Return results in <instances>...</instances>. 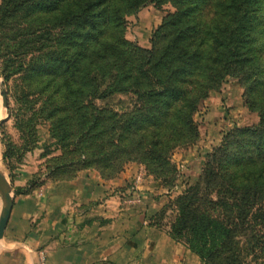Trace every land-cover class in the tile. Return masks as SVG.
Returning <instances> with one entry per match:
<instances>
[{
  "label": "trees",
  "instance_id": "obj_1",
  "mask_svg": "<svg viewBox=\"0 0 264 264\" xmlns=\"http://www.w3.org/2000/svg\"><path fill=\"white\" fill-rule=\"evenodd\" d=\"M164 1L0 0V37L5 40L6 52L15 54L10 42L23 40V45L28 43L27 52L39 53L26 72L34 76L35 70L50 68L57 73L63 67L70 72L69 91L75 98L105 99L116 93L131 92L142 102L152 103L140 117L122 119L124 126L120 119L112 120L108 128L112 131L110 140L114 148L128 155L129 161L139 158L155 180L159 169L170 164L171 150L196 132L193 114L198 104L227 75L244 76L249 94L258 99L263 96L264 100V18L258 8H251L258 0L253 3L252 0H169L176 4L177 10L155 32L152 49L142 55L140 49H133L124 39V14L129 8H138L147 2ZM58 27L66 35L67 43L62 42L56 31ZM65 27L69 29L65 31ZM159 39H162L160 43ZM79 40L84 50L102 53L97 59L99 63L89 72L82 66L89 56L96 61L95 56L87 55L84 50L69 55ZM89 83L93 85L86 93ZM96 108L87 119L88 131L101 130L92 137L83 134L81 143L98 139L105 131L101 124L109 116ZM116 130L121 131L117 137ZM247 133L255 138L245 140L250 154L245 162V174L253 183L244 193L231 191L226 183L231 175L234 180L238 171L230 174L224 168L225 184L219 190L220 201L206 200L209 208L201 209L198 192L193 191L190 197L180 199L178 216L167 231L172 238L183 242L190 230V245H187L193 252L217 258L229 253L228 264L242 263L243 247L235 239L240 231L252 232L246 239L247 252L256 255V260L264 258V231L260 227L264 224V120ZM86 150L80 146L75 161L49 171L72 166L102 169L107 159H113L102 149L95 153L96 160L90 161L85 159ZM218 162L215 160V164ZM220 170L217 164L207 169L208 183ZM258 262L264 264V259Z\"/></svg>",
  "mask_w": 264,
  "mask_h": 264
},
{
  "label": "rangeland",
  "instance_id": "obj_2",
  "mask_svg": "<svg viewBox=\"0 0 264 264\" xmlns=\"http://www.w3.org/2000/svg\"><path fill=\"white\" fill-rule=\"evenodd\" d=\"M253 7L258 8V13L261 11L264 18V0L254 2L251 8L254 9ZM176 10V4L169 0L159 4L147 2L138 8H129L124 14V39L132 44L133 49L138 48L141 50L140 54L145 55L152 49L157 29ZM56 29L63 39L62 42L67 43L66 35L59 27ZM64 29L67 31L69 28ZM4 41L0 37V112L3 114L0 120L4 119L0 126V165L8 182L11 173L19 168L20 164L29 163L42 175L57 165L69 164L79 157L80 146L87 148L88 154L85 159L90 161L96 160L95 153H99L102 149L112 155L113 159H107L102 169L94 165L105 178L117 176L119 170L124 171L130 164L139 165L144 174L150 175V171H147L149 167L139 158L134 157V161H129L128 155L121 154L118 147L114 148L110 140L112 131L108 126L112 120L119 119L124 126L126 123L122 119L140 117L141 113L153 106L151 102H142L131 92L116 93L105 99H91V96L75 98L69 91L70 72L63 67L57 73L56 70L47 68V70H35L37 74L32 76L26 70L32 67L29 63L33 62L39 53L32 55L35 51L27 52L28 43L23 45V40L21 43L16 40L10 42L12 49L16 51L15 54L10 55L6 52ZM158 41L160 43L162 39ZM44 43L50 44L49 41ZM87 49L84 50L79 40L75 48L72 46L69 55L84 50L87 55L95 56L96 61L89 56L88 61L86 60L82 66L87 67L86 72H89L99 63L97 59L102 53ZM94 62L96 63L93 65ZM81 74L78 81L81 80ZM93 77L94 75L91 76ZM89 84L86 93L90 92L93 85V83ZM248 86L244 76L227 75L223 82L217 88L210 90L208 96L198 104L193 114L196 132L193 137L185 138L181 144L171 150L170 164L159 169L156 181L162 185L164 200L154 215V225L169 231L172 222L178 216L180 199L185 196L190 197V193L195 190L198 192L201 209L209 208L206 200L218 202L220 187L225 184V178H222L226 173L224 168H227L230 174L238 171L237 177L233 180L232 175H229V182L226 183V187L231 191L244 193L253 183L245 174V162L250 157L245 140L255 139L248 136L247 130H254L262 124L264 100H262L263 96L261 99L253 98L249 94ZM3 88H6L8 94L7 107L3 104ZM95 107L102 109L109 116L101 124L105 131L100 134V138L81 143L83 134L92 137L101 130L93 128L88 131L87 121L91 113L95 112ZM120 132L116 130L115 136L117 137ZM247 144L249 145L248 142ZM115 150L119 151L115 152ZM215 160L219 161L216 164L218 167L221 166L222 170L217 171L215 179L208 183L206 171L212 165H216ZM229 160L232 162L230 163ZM150 176L154 178L153 175ZM229 213L232 215L233 212ZM260 227L264 231V224H260ZM251 234L250 231H240L235 237L243 247L241 264H258V261L264 259L256 260V255L247 252L246 239ZM183 239L186 245H190V230ZM195 254L203 264L230 263L228 257L226 258L229 253L222 254L220 258ZM260 254L257 250L259 257Z\"/></svg>",
  "mask_w": 264,
  "mask_h": 264
},
{
  "label": "crops",
  "instance_id": "obj_3",
  "mask_svg": "<svg viewBox=\"0 0 264 264\" xmlns=\"http://www.w3.org/2000/svg\"><path fill=\"white\" fill-rule=\"evenodd\" d=\"M10 184L14 203L0 264H203L153 224L164 190L139 165L107 179L92 167L42 175L20 164ZM5 203L0 190V216Z\"/></svg>",
  "mask_w": 264,
  "mask_h": 264
},
{
  "label": "water",
  "instance_id": "obj_4",
  "mask_svg": "<svg viewBox=\"0 0 264 264\" xmlns=\"http://www.w3.org/2000/svg\"><path fill=\"white\" fill-rule=\"evenodd\" d=\"M1 78V73H0ZM3 104L5 107L8 106V94L6 88H3ZM4 122V119L0 120V126ZM0 190L2 191L5 198V207L0 216V239L3 237L6 226L8 224L10 214L14 203V194L10 182H8L3 170L0 168Z\"/></svg>",
  "mask_w": 264,
  "mask_h": 264
}]
</instances>
